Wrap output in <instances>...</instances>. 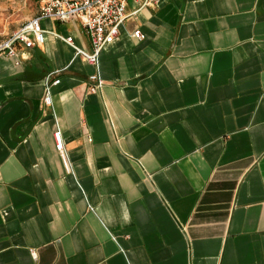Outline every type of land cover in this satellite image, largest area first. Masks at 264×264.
I'll return each instance as SVG.
<instances>
[{
  "label": "crops",
  "instance_id": "obj_1",
  "mask_svg": "<svg viewBox=\"0 0 264 264\" xmlns=\"http://www.w3.org/2000/svg\"><path fill=\"white\" fill-rule=\"evenodd\" d=\"M143 1L0 54V264H264V0Z\"/></svg>",
  "mask_w": 264,
  "mask_h": 264
},
{
  "label": "built area",
  "instance_id": "obj_2",
  "mask_svg": "<svg viewBox=\"0 0 264 264\" xmlns=\"http://www.w3.org/2000/svg\"><path fill=\"white\" fill-rule=\"evenodd\" d=\"M129 0H45L40 7L38 15L24 22L17 30L5 38H0V54L10 58H19V47L33 49L41 46L46 41V32L41 25L43 19H54L63 23L79 21L86 30L90 42L91 52L85 53L76 49V56H83L86 61L98 68L100 55L105 46L115 40L120 34V28L126 20V9ZM160 0H144L143 5L149 7ZM134 38L143 40L141 31L134 33ZM68 43L73 44V39L68 38ZM60 72L51 73L47 78L44 103L53 105L51 88L60 83L53 76ZM104 87V82L97 75L89 77V92L97 93ZM56 148L63 159L67 158L62 132L57 130L54 134ZM36 258V254L33 253Z\"/></svg>",
  "mask_w": 264,
  "mask_h": 264
},
{
  "label": "rangeland",
  "instance_id": "obj_3",
  "mask_svg": "<svg viewBox=\"0 0 264 264\" xmlns=\"http://www.w3.org/2000/svg\"><path fill=\"white\" fill-rule=\"evenodd\" d=\"M44 1L0 0V38L7 37L24 22L37 15ZM28 16H30L29 19Z\"/></svg>",
  "mask_w": 264,
  "mask_h": 264
}]
</instances>
